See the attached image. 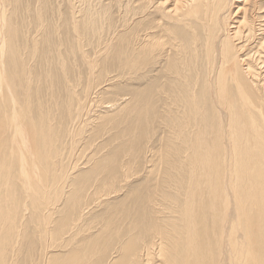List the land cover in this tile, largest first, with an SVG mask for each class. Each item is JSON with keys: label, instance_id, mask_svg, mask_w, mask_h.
<instances>
[{"label": "bare ground", "instance_id": "obj_1", "mask_svg": "<svg viewBox=\"0 0 264 264\" xmlns=\"http://www.w3.org/2000/svg\"><path fill=\"white\" fill-rule=\"evenodd\" d=\"M0 264H264V0H0Z\"/></svg>", "mask_w": 264, "mask_h": 264}, {"label": "rangeland", "instance_id": "obj_2", "mask_svg": "<svg viewBox=\"0 0 264 264\" xmlns=\"http://www.w3.org/2000/svg\"><path fill=\"white\" fill-rule=\"evenodd\" d=\"M106 87H107V86H106ZM82 162H83V161H79V163H80V165H79V166H80V167H81V166H84V165H81V163H82Z\"/></svg>", "mask_w": 264, "mask_h": 264}]
</instances>
